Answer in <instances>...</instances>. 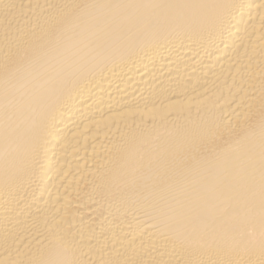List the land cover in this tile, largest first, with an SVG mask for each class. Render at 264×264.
I'll use <instances>...</instances> for the list:
<instances>
[{
	"label": "bare ground",
	"instance_id": "bare-ground-1",
	"mask_svg": "<svg viewBox=\"0 0 264 264\" xmlns=\"http://www.w3.org/2000/svg\"><path fill=\"white\" fill-rule=\"evenodd\" d=\"M0 264H264V0H0Z\"/></svg>",
	"mask_w": 264,
	"mask_h": 264
}]
</instances>
